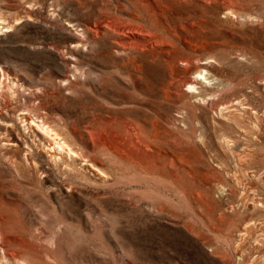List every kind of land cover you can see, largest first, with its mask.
Wrapping results in <instances>:
<instances>
[{
    "label": "rangeland",
    "instance_id": "rangeland-1",
    "mask_svg": "<svg viewBox=\"0 0 264 264\" xmlns=\"http://www.w3.org/2000/svg\"><path fill=\"white\" fill-rule=\"evenodd\" d=\"M0 19L14 24L0 32V74L19 75L0 114L1 252L264 264V0H0ZM24 107L102 169L77 160L65 173ZM5 123L18 145L2 143ZM88 128L106 141L95 147Z\"/></svg>",
    "mask_w": 264,
    "mask_h": 264
},
{
    "label": "bare ground",
    "instance_id": "bare-ground-1",
    "mask_svg": "<svg viewBox=\"0 0 264 264\" xmlns=\"http://www.w3.org/2000/svg\"><path fill=\"white\" fill-rule=\"evenodd\" d=\"M228 13H230V11H228ZM0 22H4V21L0 19ZM13 26H14L13 23L0 24V32L4 30L12 29ZM77 42L79 44H82V39H80V36H78ZM66 53L67 52H63L62 55L65 56ZM69 53L73 54L72 52ZM2 71L3 73L0 74V106H1L0 114L4 113L3 108L7 109L8 106L10 105V99L7 97V94L17 93L18 87H17V83L14 80V77H19V75L13 71L9 70L6 72L4 69H2ZM70 71L78 75L77 69L72 68L70 69ZM205 73L206 70L203 68V66H199V69L196 71V74L191 75L190 77L185 79L184 82L185 85L188 88L197 89L198 86H200L198 85L199 83L197 78L206 77ZM66 80L70 82L69 77H66ZM207 103L210 107H212L215 110L219 107L221 102L210 99L207 101ZM18 117L23 121L24 126L28 128L29 132L32 134L36 142L40 144L42 149H44L50 154L52 159H54L56 162H61L67 165L68 169L64 170L65 173L66 172L72 173L77 169V165H76L77 160L84 162L86 164L85 165L86 167L102 169V166L98 165L100 161L96 156H93L90 153L86 152L82 147L78 149L75 145H73L72 142L66 139V137L53 124V121L51 120V116L47 111L39 110L37 113H32L31 111H29L28 107H24L21 108L20 112L18 113ZM3 128L6 130L8 137L1 140L2 143L6 145V147H13V145H18L19 142L14 137V131H15L14 127L11 126L9 123H5ZM131 128L137 137H140V135H142V132L138 130V128L136 127L135 128L131 127ZM87 131L88 133H90L92 143L95 147H96L97 138L106 141L105 134L103 132L97 131V129H89V128L87 129ZM17 138H20V135H18ZM109 147L112 148L113 145H109ZM33 163L35 167H37L36 159L33 160ZM4 235L5 233L0 229V237L2 238L4 237ZM52 237L54 239L56 237V234H53ZM2 249L3 251L2 252L0 251V261H1L0 264H9L5 262L3 263V259L6 260L9 259L10 257L14 258L18 264H38V263L53 264L54 254L52 253H45L42 255H38V253L28 251L29 254L31 255L28 257H24L19 254L18 250H8L4 247H2Z\"/></svg>",
    "mask_w": 264,
    "mask_h": 264
}]
</instances>
